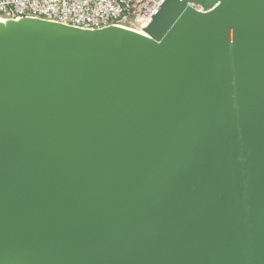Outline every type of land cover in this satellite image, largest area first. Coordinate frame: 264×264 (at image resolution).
<instances>
[{
	"label": "water",
	"instance_id": "1",
	"mask_svg": "<svg viewBox=\"0 0 264 264\" xmlns=\"http://www.w3.org/2000/svg\"><path fill=\"white\" fill-rule=\"evenodd\" d=\"M0 264H264V0L0 21Z\"/></svg>",
	"mask_w": 264,
	"mask_h": 264
},
{
	"label": "built area",
	"instance_id": "2",
	"mask_svg": "<svg viewBox=\"0 0 264 264\" xmlns=\"http://www.w3.org/2000/svg\"><path fill=\"white\" fill-rule=\"evenodd\" d=\"M165 0H0V21L40 19L99 30L110 26L142 32ZM196 9L202 10L200 7Z\"/></svg>",
	"mask_w": 264,
	"mask_h": 264
}]
</instances>
